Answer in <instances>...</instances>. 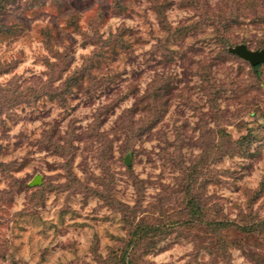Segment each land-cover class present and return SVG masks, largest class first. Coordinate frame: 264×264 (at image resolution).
I'll return each mask as SVG.
<instances>
[{
    "label": "rangeland",
    "instance_id": "1",
    "mask_svg": "<svg viewBox=\"0 0 264 264\" xmlns=\"http://www.w3.org/2000/svg\"><path fill=\"white\" fill-rule=\"evenodd\" d=\"M228 2L0 0V264H264V64L228 52L264 25Z\"/></svg>",
    "mask_w": 264,
    "mask_h": 264
},
{
    "label": "trees",
    "instance_id": "2",
    "mask_svg": "<svg viewBox=\"0 0 264 264\" xmlns=\"http://www.w3.org/2000/svg\"><path fill=\"white\" fill-rule=\"evenodd\" d=\"M229 5H234L235 7L231 6V10H227L226 17L223 18V28L227 29L229 27V23L235 22L237 25H240L243 23V20H240V18H247L250 23L253 24H261L264 25V0H229ZM230 18V20L228 19ZM232 32V30H229L227 33ZM230 43V42H229ZM231 44H234L232 42ZM226 52V50H225ZM229 52V51H228ZM231 53V52H229ZM233 54V53H231ZM235 55V54H234ZM264 64V61L261 63H258L256 65H250L252 70L255 73H258L259 67ZM256 90H258V87H256ZM139 100H144V97H140ZM149 108L150 104H149ZM190 211L194 215H203V212L200 210L199 204L194 202L193 199H189L188 201ZM190 223H193L195 221H198L200 224H204L206 227H210L213 231H224L230 229L234 222L228 223L225 220H208L204 218H191L189 219ZM264 223V222H263ZM169 227V224H163L154 226V229L152 230V233H155L156 235H160L162 231L164 232V228ZM241 233L244 234H252L258 232L260 229L264 227V224L260 222H253L252 224H239L236 226ZM145 229H143L142 225L139 226L137 229H135L134 233L131 236V239L135 241V243L142 237V233ZM146 232V231H145ZM144 232V233H145ZM136 250V246H133L131 248L125 249L120 257V263L119 264H131L132 258L130 257L131 254H134V251Z\"/></svg>",
    "mask_w": 264,
    "mask_h": 264
},
{
    "label": "water",
    "instance_id": "3",
    "mask_svg": "<svg viewBox=\"0 0 264 264\" xmlns=\"http://www.w3.org/2000/svg\"><path fill=\"white\" fill-rule=\"evenodd\" d=\"M228 51L241 57L249 62L250 65H256L264 61V48L251 49L244 43H238L228 48ZM125 163L129 164L128 156L125 158ZM40 176L36 175L31 181L32 184L40 183Z\"/></svg>",
    "mask_w": 264,
    "mask_h": 264
}]
</instances>
